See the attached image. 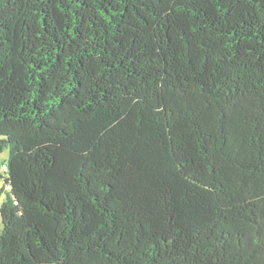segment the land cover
Wrapping results in <instances>:
<instances>
[{"label":"trees","instance_id":"1","mask_svg":"<svg viewBox=\"0 0 264 264\" xmlns=\"http://www.w3.org/2000/svg\"><path fill=\"white\" fill-rule=\"evenodd\" d=\"M0 264H264V0H0Z\"/></svg>","mask_w":264,"mask_h":264},{"label":"rangeland","instance_id":"2","mask_svg":"<svg viewBox=\"0 0 264 264\" xmlns=\"http://www.w3.org/2000/svg\"><path fill=\"white\" fill-rule=\"evenodd\" d=\"M0 140H1V137H0ZM8 154H9L8 147L2 146L0 150V175L2 176H5V173H3V170H2V164L6 162ZM3 184H4V181L2 178H0V189L3 186ZM5 195H6L5 191L0 193V204L2 203L3 200H5ZM1 230H2V222H1V217H0V233H1Z\"/></svg>","mask_w":264,"mask_h":264}]
</instances>
